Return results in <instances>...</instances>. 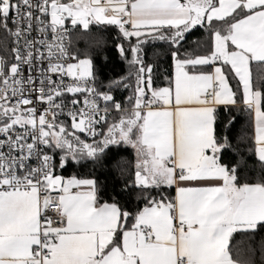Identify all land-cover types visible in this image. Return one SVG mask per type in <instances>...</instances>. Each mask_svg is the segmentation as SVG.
Returning <instances> with one entry per match:
<instances>
[{
    "label": "snow or ice",
    "instance_id": "snow-or-ice-1",
    "mask_svg": "<svg viewBox=\"0 0 264 264\" xmlns=\"http://www.w3.org/2000/svg\"><path fill=\"white\" fill-rule=\"evenodd\" d=\"M69 19L136 38L127 107L95 87L91 59L70 54ZM197 26H207L208 53L181 58L179 46ZM0 31L13 43V61L0 56V264H252L239 249L233 255L231 241L264 229V170L257 182L240 183L237 166L221 163L229 141L217 137L216 123L221 106L253 113L264 166V83L252 74L254 63L264 65V0H0ZM148 38L175 49L167 87L153 86ZM125 79L112 85L130 87ZM66 109L74 131L58 119ZM113 110L119 119L110 123ZM77 133L103 139L89 144ZM120 143L137 154L131 184L145 205L134 214L102 201L94 179L56 174ZM173 186V197L152 195Z\"/></svg>",
    "mask_w": 264,
    "mask_h": 264
},
{
    "label": "trees",
    "instance_id": "trees-1",
    "mask_svg": "<svg viewBox=\"0 0 264 264\" xmlns=\"http://www.w3.org/2000/svg\"><path fill=\"white\" fill-rule=\"evenodd\" d=\"M165 34L168 29H162ZM71 52L79 59H91L95 74L96 88L101 92L111 91L116 101L128 106V97L133 94L135 87V66L129 61L132 59L130 51L131 45L136 43V38L131 41L125 39L114 25L91 24L87 30L82 27H75L71 31ZM210 35L207 26H197L186 39L181 42L179 52L181 58L188 55H205L210 48ZM118 45L128 53L122 56ZM12 38L6 32L0 31V56L6 62L11 63L13 54ZM174 47L169 41L152 40L148 38L143 45V57L145 64L153 65V86L156 88L169 86L165 77H172L174 72V61L172 52ZM253 82L259 86L264 83V65L254 63L252 65ZM125 79V83L130 87L113 86V81ZM235 88V82H233ZM230 116L235 117L234 123L230 127L225 125ZM218 120L216 123L217 137L223 142L226 134L228 146L220 154L221 163L229 168L237 166L238 179L240 183H255L258 181L264 166L255 156V145L253 141V120L252 114L244 108L242 104L232 107L226 113L221 106L218 109ZM119 114L114 110L109 116V122L118 120ZM69 131L71 121L68 116L59 118ZM101 133L107 131V126L100 125ZM81 140L89 144H95L103 139L102 135L87 138L84 133H77ZM50 153L53 150H49ZM55 159L60 158L58 150H55ZM136 158L134 149L124 143L112 144L104 149L95 159H81L79 163L70 160L63 168L57 167L56 174L65 178L75 176L82 179H94L101 190L102 201L109 203L117 201L123 210L135 213L145 205V200L139 189L132 187L131 181L136 170ZM127 183V187H125ZM158 193L173 197L174 188L163 187L153 189L152 195L159 198ZM131 219L129 220V226ZM235 256L236 249H239V258L251 260L252 264H264V229H260L254 236L244 233H235L231 241Z\"/></svg>",
    "mask_w": 264,
    "mask_h": 264
},
{
    "label": "built area",
    "instance_id": "built-area-1",
    "mask_svg": "<svg viewBox=\"0 0 264 264\" xmlns=\"http://www.w3.org/2000/svg\"><path fill=\"white\" fill-rule=\"evenodd\" d=\"M62 2H64V3H68V0H62ZM66 27H67V29H68L69 51H70V54H71V55H75V54H73V53L71 52V39H70L71 31H72L75 27L72 26L70 19L66 21ZM11 38H12V37H11ZM12 61H13V57H12ZM68 62H69V63H76L75 60H69ZM65 81H66V82H70V81H69V78H67V77H65ZM94 84H95V82H94ZM95 87H96V85H95ZM36 94H38V93H36ZM33 98H34V97H33ZM72 98H73V97H71V96L66 97V102L69 101V100H71ZM80 98L82 99V97H80ZM101 103H102V102H101ZM36 107L39 108V109H41V111H42L43 108L45 107V105L41 104L40 102H36ZM69 107H71V105H69ZM63 116H68V115H67V109L65 110V114L60 115V116L58 117V119L61 118V117H63ZM97 131H98V133H101V127H100V125L97 126ZM84 136L87 137V138H93L92 136H89V135H87V134H85V133H84ZM96 136H98V135H96ZM57 195H58L57 193H52V196H53L54 199L57 197ZM51 214H52V213H49V215H51Z\"/></svg>",
    "mask_w": 264,
    "mask_h": 264
},
{
    "label": "crops",
    "instance_id": "crops-1",
    "mask_svg": "<svg viewBox=\"0 0 264 264\" xmlns=\"http://www.w3.org/2000/svg\"><path fill=\"white\" fill-rule=\"evenodd\" d=\"M174 73V72H173ZM252 114V120H254V117H253V113ZM253 123V122H252ZM253 137H254V123H253ZM134 149V148H133ZM134 153H135V149H134ZM135 158H136V154H135ZM136 163H137V158H136ZM174 188V196H175V186H173Z\"/></svg>",
    "mask_w": 264,
    "mask_h": 264
},
{
    "label": "rangeland",
    "instance_id": "rangeland-1",
    "mask_svg": "<svg viewBox=\"0 0 264 264\" xmlns=\"http://www.w3.org/2000/svg\"><path fill=\"white\" fill-rule=\"evenodd\" d=\"M135 154H136V151H135ZM136 158H137V154H136Z\"/></svg>",
    "mask_w": 264,
    "mask_h": 264
}]
</instances>
